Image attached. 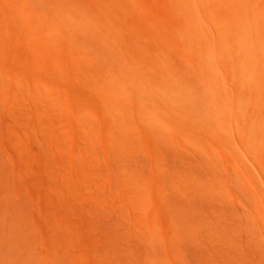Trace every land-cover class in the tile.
I'll return each mask as SVG.
<instances>
[{
  "label": "bare ground",
  "instance_id": "bare-ground-1",
  "mask_svg": "<svg viewBox=\"0 0 264 264\" xmlns=\"http://www.w3.org/2000/svg\"><path fill=\"white\" fill-rule=\"evenodd\" d=\"M53 72L75 85L81 99L59 98L45 81ZM1 105L0 136L8 140L25 124L29 129L30 118L58 141L69 135L70 154L62 150L78 165L75 176L91 198L113 210L120 226L129 216L134 239L147 231L156 258H149L147 244L134 253L128 245L124 264H189L185 245L204 230L227 244L213 246L223 250L216 256L222 252L225 264H235L228 251L241 244L248 264L264 261V251H255L251 262L255 247L264 250V0H0ZM11 146L21 150L17 142ZM3 175L0 169V264H78L79 255L69 252L72 229L56 215L47 219L40 184L34 206L57 234L37 251L46 241L29 220L32 180L13 190ZM76 187L69 184L72 193ZM56 189L50 187L61 194ZM225 199L239 211L226 213ZM243 207L260 218L259 234ZM98 212L90 229L119 253L124 226L116 230L115 217L107 222L101 217L108 214ZM163 254L167 262L158 261Z\"/></svg>",
  "mask_w": 264,
  "mask_h": 264
},
{
  "label": "rangeland",
  "instance_id": "rangeland-1",
  "mask_svg": "<svg viewBox=\"0 0 264 264\" xmlns=\"http://www.w3.org/2000/svg\"><path fill=\"white\" fill-rule=\"evenodd\" d=\"M137 17L141 18L140 11H137ZM44 76H45V81L47 83H49V85L51 87H53V89H55L58 92L59 98L65 100L66 97L71 96V97H73L74 99H77V100L81 99L80 94H79L80 91H78L75 88V85L71 84L69 82V80H67V78L64 75H62V74L59 75V74L53 72V74L47 73V74H44ZM0 113L1 114L5 113V109L2 107V105L0 106ZM27 122L29 123V126H30L29 129L24 127L26 124L25 125H21L22 126L21 129L17 130V133H14L8 140L6 138L0 136V151H1L0 169L4 170V175L2 176V178L3 179H6V178L9 179V182H8L9 184L8 185L13 190L18 189L19 186H20L21 189L26 188L28 182L32 180V184L29 186V189L31 190V193H32L33 196H32V198H26V201H25V202L29 203L28 206H31L30 214L31 213L34 214V218L33 219L30 218L29 220L31 222H33L34 224H36V226L38 228V229H36L37 230V232H36L37 238L40 239L39 237L41 235V236H43V238L46 241L45 242V247L42 248V246H40L39 249H37V251L42 253L45 248L50 246L48 242H50V240L52 239V236L57 234L55 230H53L49 226H46V224L40 220V217H39L40 207L39 206H34L35 202H34L33 198L35 196L34 195L35 194V190H36L35 188H36L37 185L40 184L41 185L40 186V191L43 193V197L41 198V203L40 202L39 203L41 204L40 205L41 208L45 209V213L44 214L47 216V219L53 218V217H55L53 215H56V218L62 223V227H65V225H67L69 228L72 229L71 232H69V235H68V238H67V240L69 242V252L71 254L74 253V254H78L79 255L78 256V261H77L78 264H124L125 261L123 259L128 253L127 252L128 250H125V249H127L128 245H131V247L130 248L128 247V248H129V250L132 249V253H134L135 250H138V249L140 250V248L143 251V247H141V246L144 245V244L145 245L147 244L146 245L147 247L144 245L147 249L146 248H144V249L147 250L149 256L151 255L149 258H152V257L156 258L155 253L153 252L154 250L151 249V248H153V246L151 245L150 239H149V237L146 234L147 231L144 228L141 229L143 231L140 230V233H138L139 234L138 237H137L138 239H134V237L136 238V235H135V232H134V235H135L134 236L133 232H131L132 230H130V228L132 229V227L129 224L130 221H128V220H130L129 216L126 215V217H128L127 221L125 219V221H126L125 224L122 223L123 224L122 226H124V227L120 226L119 225L120 221L119 222L117 221V220H119V217H117V214L114 213L113 210L110 213L105 212V209H107L106 206H104L101 203L96 202L93 198H91V197H93L92 196L93 194L90 193L91 190H88V189H87L88 191L86 190V188L84 186V183L82 181L83 178L81 177L82 178L81 179L80 176H75V171H77L78 165H75L73 167V164H72L73 162L71 160V157L68 156L70 153H69V151L67 149L68 145L71 143L70 136L69 135L65 136L64 134L61 133L60 136H62V137H60V140L58 141L57 139H54L52 136H50V135L44 133L43 131H41L39 129V127L37 126V124L34 123V121L31 118L27 119ZM21 134H23V135H21ZM78 140H79L78 138L75 139L76 142H78ZM16 142L19 144V146L21 148L20 151L16 150L15 148H13L11 146V143H16ZM80 144L82 145V142H80ZM55 146H57V147H55ZM62 148H64L69 154L67 152L63 151ZM98 148H100V150L102 152H100L98 150ZM98 148H96L94 150V152L96 150L98 152H100V153H96L95 152V154L96 155L98 154L97 155L98 158H99L98 161L100 162L99 166L102 167L103 169H105L104 172H106L108 167H107V164H106L105 160L103 159L104 157L102 156V155H104L103 149H102L101 146L100 147L98 146ZM89 152L94 154V152H92V151H89ZM101 153H103V154H101ZM100 154H101L103 160H100L101 159L100 158L101 156L99 157ZM129 155H130L129 152H125V156L128 157ZM146 156L147 155L144 152H142V151H139L137 153V157L140 158V161H142L144 163L148 162V159H149ZM45 167H48L50 169V171L53 174L52 176H49V175H47L45 173V171H44ZM97 167H98V165H97ZM97 167H95V169H98ZM10 172H16L17 175H16V177L14 179L9 177V173ZM30 172H33L34 174H31ZM70 178L72 179L71 181H70ZM92 179H93V181L96 180V183L98 181L99 182L102 181V179L99 176H97V175H94L92 177ZM59 184H61V185H59ZM69 184H74V185L77 186L76 187V194L72 193V188H69ZM97 184L99 185L101 183H97ZM56 185H58L59 191H60L61 194L57 195L55 192L50 190V187L54 188ZM235 185H237L236 182L234 183V186ZM98 192H100L99 194L101 195V191H98ZM77 193H78V195H77ZM105 193H107V192L105 191ZM79 194H80L81 197L79 196ZM103 194L104 193H102V195ZM48 199L51 201L50 202L51 205H49ZM91 199H93V200H91ZM64 200H66V201H64ZM252 200H255V198H253ZM53 202L55 204H53ZM228 202H230L229 204H231L232 206H230L229 204L227 205L228 207L226 206L227 199H225V201L222 202L223 204L221 203L223 206L225 204V206L227 207L226 213H228V209H232V210L234 209L233 211H235L236 208H237V210L239 211L238 208H241V206L237 202H233V201H230V200H228ZM254 202H256V200ZM52 205H55V206L53 207ZM244 207H243V209H245V210H243V211H245V215H248L249 218H250V224H251L250 227L255 232H257L256 234H259L263 230L262 229L263 228V224H262L260 218L258 216H256L255 211H251V209H250L251 212L250 211H246L247 208H244ZM94 209H97V210H94ZM53 211H54V213H53ZM240 211L242 213V209ZM82 212H84V213H82ZM96 212H98V213H100L101 215H104V216L106 214L110 215V217L108 215H106L105 217H101V219L104 218L103 219L104 221H106V219H107V222L110 219H112V216H113V218L115 217V219H112V220H116L114 222H117L116 225L117 224L119 225V227L118 226H114V228L116 230H119L122 227L120 229V231L123 230L124 232L121 231L122 233L121 232L120 233L122 234L123 238L121 237L122 239L119 238V240H116V241H118V245L120 246V250L121 251L119 253H121L122 249H123V252H122L123 253V258H121L122 255H120L119 253H115L114 251L110 250V248H106V246L102 244L100 238L95 234V232H93L90 229L89 226H90V224H91V222H92V220L94 218V214ZM27 215H28V213H27ZM75 220L77 222H75ZM120 224H121V222H120ZM128 224L130 225V226H128L129 228L127 227ZM128 229H129V231H128ZM205 231L206 230L203 231L205 233L204 235H203V232L201 233L202 235H200L198 237L199 239L196 238L195 236L192 237L190 235L189 239L191 238L190 240L192 241V238H193L194 242L187 241V240H189L188 239L189 235H187V240H186L187 243H186L185 246H187L188 243L190 244V249H191L190 258L193 260V261L189 260L190 261L189 264L191 262H192L191 264H194V263L195 264H225L224 263L225 259H221V257H223V256L220 255V254H222L223 250H220L221 248H219L218 250H215V248L216 247H221V246H219V244L220 245L222 244V247L224 245H227V244H223V243L217 244L218 242L216 243L215 240L219 236L216 237L215 240H214L212 238L215 236V234L211 233V234H208V236H207L206 234L209 233V232L206 233ZM125 232H126V234H127V232L128 233L131 232L130 236H129L130 241L124 239V238L128 237V234H127V236L124 237V235H125L124 233ZM131 235H133V237ZM211 235L213 237H211ZM140 236H142V239H141ZM206 236L210 240L206 239ZM203 237H204V240L202 242ZM140 239L142 240L143 243L141 242ZM143 239L145 241L148 240V243L145 242ZM211 239H212V241H211ZM64 240H65V237L62 238V243L64 242ZM122 240H123L124 243L122 242ZM124 240L128 241L127 244H126V242ZM133 240L140 241L138 243V244L142 243L141 245H139L140 247H136V246H138V244H137L138 241L137 242H133ZM207 240L209 241V243H207V244L204 243V242H207ZM197 241H198V244H197ZM92 242L93 243L95 242V243L93 244ZM214 243L217 245V246L215 245V248L213 247ZM63 245H68V243L64 242ZM122 246L123 247L125 246V248H123ZM132 246H134V247H132ZM238 246L240 247V245H237V247ZM244 246L245 245L241 244V247H242L241 250H240V248H238L236 250V249H234L233 246L232 247L230 246V248H229L230 250L228 252H232L231 255L235 256L234 259L236 261L233 260L235 262V264H236L237 261H238L237 264H240V263L241 264H248V261L246 260V257H248V255L245 253L246 251H244ZM148 247H149V249H148ZM161 247H163V246H160L159 248H156V249H158L160 251V250H162ZM187 247H189V246H187ZM225 247H228V246H225ZM248 248H249V246H248ZM252 248L253 247H251V250H252ZM190 249L186 248V250H187L186 252H188V250L190 252ZM262 249H264V248H262ZM94 250L96 251V253H93ZM163 250H164V247H163ZM219 250L222 251V252L220 254H218L219 256L217 257L216 253H219L218 252ZM239 251L242 252V253H239ZM247 251L249 252L248 249H247ZM255 251H257V254H258V253H261L264 250L258 251L257 247H255L254 254L256 253ZM156 252H157V250H156ZM262 253L264 255V252H262ZM223 254H224V252H223ZM251 254L253 255V253L251 252L249 258L252 257ZM158 255L160 256V252H159ZM158 255H157V257H158ZM259 255H261V254H259ZM128 256H129V254H128ZM128 256H126V257H128ZM130 256H131V254H130ZM253 256H255V257L251 258V262H252V259H253V262H254V259H256L258 255L255 254ZM119 258H121V259L119 260ZM158 259H160V257ZM162 259L158 260V261L159 262L160 261L161 262L164 261V254H163V258ZM219 259H221L223 261V263ZM261 259H264V256H263V258L261 257ZM261 259H259V260H261ZM121 260H122V262H121ZM167 261L168 260L165 259L164 262H167ZM230 261L231 260H229V262H228L229 264H231V262H232V261L231 262ZM257 261L258 260H256V262ZM260 262L261 261H259L257 263L261 264L264 261L262 260V262L261 263ZM167 263H165V264H167ZM158 264H160V263H158Z\"/></svg>",
  "mask_w": 264,
  "mask_h": 264
}]
</instances>
